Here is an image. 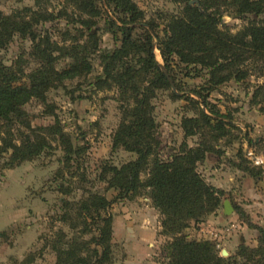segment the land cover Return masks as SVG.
I'll list each match as a JSON object with an SVG mask.
<instances>
[{
	"label": "rangeland",
	"instance_id": "374dc122",
	"mask_svg": "<svg viewBox=\"0 0 264 264\" xmlns=\"http://www.w3.org/2000/svg\"><path fill=\"white\" fill-rule=\"evenodd\" d=\"M134 2L144 12L145 20L155 19L160 24L156 31L161 36V16L177 14L181 7L170 0ZM25 7L47 8L54 15L63 13L65 8L71 12L66 0H0V10L5 14ZM99 7L101 14L92 29L98 35V51L87 59L91 70L85 76L52 83L45 91L44 103L32 98L24 105L32 126L59 121L81 150L78 161H70L67 169L61 147L55 141L34 159L9 168L3 166L9 154L0 152V264H57L53 246L61 242L62 235L61 247L75 237L86 241L96 235L90 226L91 230L82 233L84 225L76 218L74 208V204L94 194L110 201L104 213L111 218L112 231L107 264L167 263L166 244L171 238L162 234L160 216L150 197L144 194L118 199V190L110 186L108 178H101L105 164L119 167L135 159L136 154L112 147V136L121 116L117 87L101 91L93 87L95 77L105 68L101 55L121 46V35L110 24L109 17L124 18L109 6L110 9L101 3ZM68 21L62 15L40 23L37 29H49L52 39L60 42V32L64 29L69 28L75 34L73 24ZM221 21L235 32L245 23V18L224 14ZM139 35L140 30H135L133 36ZM30 51V39L16 35L0 49V64L20 65L29 73L37 66ZM153 52L163 69L159 51L154 47ZM138 58L132 56L130 64L137 66ZM71 62L70 57H59L55 68L66 69ZM170 73L176 87L157 89L151 99L159 158L169 159L184 142L194 147L203 138L207 139L212 150L197 164V170L209 184L222 191L218 209L199 222L190 220L181 235L189 240L210 241L213 249L221 257L229 258L231 264H253L237 253L241 245L257 247L259 229H264V88L253 96L257 87L264 85V73L254 70L243 80L231 79L211 86L207 70L183 64L176 55L170 58ZM194 91L202 97L193 94ZM189 97L198 102L204 99L208 108ZM209 107L231 120L225 134L215 140L200 134L186 136L182 120L199 116L200 109L214 117L208 112ZM4 125L0 121V144ZM62 187H67L68 192L63 193ZM225 203L231 207L230 211L224 208ZM64 213H70L66 220L61 219ZM73 223H76L74 228Z\"/></svg>",
	"mask_w": 264,
	"mask_h": 264
},
{
	"label": "trees",
	"instance_id": "16d2710c",
	"mask_svg": "<svg viewBox=\"0 0 264 264\" xmlns=\"http://www.w3.org/2000/svg\"><path fill=\"white\" fill-rule=\"evenodd\" d=\"M170 1L181 7L177 14L161 16L162 36L156 31L160 24L155 19L145 20L144 12L134 0H66L71 12L65 8L63 13L56 15L47 8L25 7L10 14L0 10V49L16 35L28 37L30 55L37 63L29 73L20 65L0 64V121L5 123L0 152L9 154L3 166L9 168L32 160L50 149L53 141L60 145L67 169L70 161H78L81 150L73 144L59 121L55 119L47 126H32L24 105L32 98L44 103L45 91L52 83L85 76L91 70L87 59L98 51V35L96 29H92L101 14L99 4L102 3L123 14L124 18L109 17L110 24L121 35V46L101 55L105 68L95 77L93 87L99 91L117 87L121 116L112 136V147L133 152L136 157L119 167L105 164L101 178H108L110 186L118 190V199L144 194L150 197L160 216L162 234L171 238L166 244V264H231L229 258L221 257L213 249L210 241L189 240L181 235L190 220L199 222L220 206L222 191L209 184L197 170V164L212 147L205 138L194 147L184 142L169 159H160L151 99L157 89L172 88V84L176 87L170 73L173 55L183 64L207 70L211 86L231 79L243 80L254 70L263 74L264 0ZM224 14L244 17L245 23L233 32L222 23ZM62 15L69 18L75 34L69 28L64 29L60 32L61 41L57 42L49 29H37L40 23ZM253 15L257 18H250ZM76 24L79 26L74 27ZM135 30H140L137 37L133 36ZM154 47L162 57L163 69L155 58ZM135 55L139 56L137 66L130 64V58ZM59 57L72 59L68 68L60 71L55 68ZM263 88L264 85H259L253 96ZM193 94L202 97L196 91ZM172 95L177 96V93L172 92ZM194 102L208 108L204 99ZM208 112L214 117L200 109L199 116L182 120L186 136L200 134L215 140L225 134L231 120L210 107ZM68 190L62 187L63 193ZM74 205L76 218L84 225L82 233L91 230L89 226L97 233L86 241L75 237L65 247H61L62 235L61 242L53 246L57 264H107L112 231L111 218L104 213L110 201L94 194ZM69 214L64 213L61 219L66 220ZM71 227H76V223ZM259 232L257 247L241 245L237 253L249 263L264 264V229L260 228Z\"/></svg>",
	"mask_w": 264,
	"mask_h": 264
},
{
	"label": "water",
	"instance_id": "95a60500",
	"mask_svg": "<svg viewBox=\"0 0 264 264\" xmlns=\"http://www.w3.org/2000/svg\"><path fill=\"white\" fill-rule=\"evenodd\" d=\"M172 87H173V89H174V86H173V84H172ZM224 208L226 209V208H228L229 209V211L231 210V207L230 206H228V204L227 203H225V205H224Z\"/></svg>",
	"mask_w": 264,
	"mask_h": 264
},
{
	"label": "built area",
	"instance_id": "2783aa9c",
	"mask_svg": "<svg viewBox=\"0 0 264 264\" xmlns=\"http://www.w3.org/2000/svg\"><path fill=\"white\" fill-rule=\"evenodd\" d=\"M255 163H256V164H260V163H259V162H257V161H256Z\"/></svg>",
	"mask_w": 264,
	"mask_h": 264
}]
</instances>
